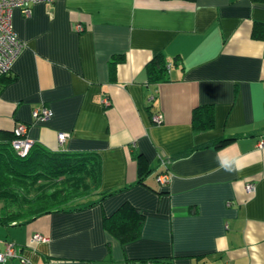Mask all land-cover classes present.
I'll use <instances>...</instances> for the list:
<instances>
[{
	"label": "crops",
	"instance_id": "1",
	"mask_svg": "<svg viewBox=\"0 0 264 264\" xmlns=\"http://www.w3.org/2000/svg\"><path fill=\"white\" fill-rule=\"evenodd\" d=\"M11 20L23 49L0 89V132L21 124L49 151L97 154V192L114 193L0 224V253L16 249L0 264H264V36L254 35L264 2L58 0ZM159 54L167 80L150 83L145 68ZM42 107L50 116L33 120ZM200 107L212 108L209 131L192 127ZM136 156L150 170L142 183ZM125 203L143 223L120 245L103 220Z\"/></svg>",
	"mask_w": 264,
	"mask_h": 264
},
{
	"label": "trees",
	"instance_id": "2",
	"mask_svg": "<svg viewBox=\"0 0 264 264\" xmlns=\"http://www.w3.org/2000/svg\"><path fill=\"white\" fill-rule=\"evenodd\" d=\"M256 27L254 35L261 39L264 27L261 24H256ZM168 66L163 55L155 56L145 68L148 82L166 81ZM12 81L9 74L1 76L0 89ZM192 127L197 132L211 130L214 127L212 108L195 109L192 113ZM15 138L13 131L0 132V224L24 225L51 213L84 210L114 193L97 192L101 176L97 154L52 152L32 144L24 156H19L12 147ZM225 143L227 141L224 139L212 145L220 147ZM136 159L139 165L138 183H142L150 170L142 157L136 156ZM142 223V214L125 203L104 218L103 227L120 245H125L137 240Z\"/></svg>",
	"mask_w": 264,
	"mask_h": 264
},
{
	"label": "built area",
	"instance_id": "3",
	"mask_svg": "<svg viewBox=\"0 0 264 264\" xmlns=\"http://www.w3.org/2000/svg\"><path fill=\"white\" fill-rule=\"evenodd\" d=\"M56 1L58 0H0V77L6 76L10 73L13 62L23 49V44L17 39L12 28V11L14 9H20L25 16H29L31 14L32 5H50ZM76 30L81 31V26H76ZM31 116L35 121H43L50 116V111L45 107L33 109ZM152 121L156 124H160L162 121L161 116H153ZM13 133L16 138L12 141V147L16 151L17 155L24 156L32 146V142L30 140L23 138L26 133V126L21 124L17 125ZM66 138H68L67 134H58V141L60 144L63 143ZM256 147L258 149L264 148V142L259 141ZM161 165L164 166V170L160 172L156 180L160 186L164 187L168 185L170 175L168 174V171H166L164 161L161 162ZM245 188L248 192H253L255 190V186L253 184H248ZM32 241L44 242L46 241V238L35 234L32 237ZM15 256V246L13 244H6L4 252L0 253V262Z\"/></svg>",
	"mask_w": 264,
	"mask_h": 264
}]
</instances>
